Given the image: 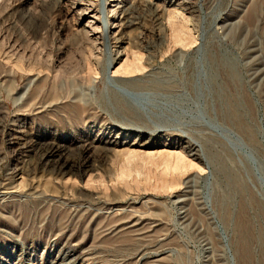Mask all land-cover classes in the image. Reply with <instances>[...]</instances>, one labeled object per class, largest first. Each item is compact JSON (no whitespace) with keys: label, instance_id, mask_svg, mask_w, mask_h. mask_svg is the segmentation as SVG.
Returning a JSON list of instances; mask_svg holds the SVG:
<instances>
[{"label":"rangeland","instance_id":"obj_1","mask_svg":"<svg viewBox=\"0 0 264 264\" xmlns=\"http://www.w3.org/2000/svg\"><path fill=\"white\" fill-rule=\"evenodd\" d=\"M0 264H264V0H0Z\"/></svg>","mask_w":264,"mask_h":264},{"label":"bare ground","instance_id":"obj_2","mask_svg":"<svg viewBox=\"0 0 264 264\" xmlns=\"http://www.w3.org/2000/svg\"><path fill=\"white\" fill-rule=\"evenodd\" d=\"M178 159H177V162L174 163V166L176 168H178V166H180L179 163H180L181 160H180V158H178ZM235 180H236V183H237L238 186L243 187V183L241 182V179L238 176L236 177ZM251 199H254V197L251 196ZM247 211H248V204H246V203L245 204H242L241 205V212H242L243 217L245 219V225H244V228L242 227L243 230H242V235H241V243H242V249L244 250V252L246 254V258L248 260H250L249 242L251 240V223H250V220H249V218L247 216ZM226 212H227V214L230 213V210H229L228 207L226 208ZM259 213H260V215H263V212L262 211H260ZM241 226H242V224L239 225V227H241Z\"/></svg>","mask_w":264,"mask_h":264}]
</instances>
